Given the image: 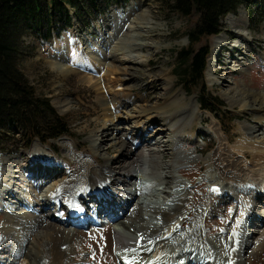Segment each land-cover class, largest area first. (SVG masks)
I'll list each match as a JSON object with an SVG mask.
<instances>
[{
    "label": "rangeland",
    "instance_id": "obj_1",
    "mask_svg": "<svg viewBox=\"0 0 264 264\" xmlns=\"http://www.w3.org/2000/svg\"><path fill=\"white\" fill-rule=\"evenodd\" d=\"M72 15V26L63 29L60 26L55 27L52 36L47 40L27 36L21 61L22 70L30 83L36 87L39 94L48 97L58 113L70 123L72 135L62 136L48 143L36 140L28 145L20 130L14 129L7 138L0 136V158L11 164L24 161L32 148L37 143H42L41 146L62 164L55 169H51L53 166L49 168L50 174L53 175L57 169L52 179L54 182H61L68 174L88 177L83 171L88 162H94L90 165L94 178L102 177L105 159L109 158L114 160L113 169H118L119 172L122 169L127 174L136 176L137 167L128 170L130 161L123 157V137L139 131L134 127L135 122L145 126L153 116L149 121L151 130H146L143 135V139L148 141L152 131L160 127L164 120L183 109L188 111L173 131L180 132L181 129V135L194 133L195 141L186 143V146L180 147L181 150H176L175 153L181 152L180 154L185 156L181 158V155H173L170 152L172 150L168 140L173 134L172 130L156 138L157 142L162 141V147L159 148L161 153L157 155L155 172L150 176L154 181L146 180L150 183L145 181L143 187L137 185L139 180L136 184L135 181L126 183L124 188L117 185V188L133 194L127 199L129 205H118V209H123L122 217L114 220L112 224L107 222L91 231V227H71L70 224L73 225L75 221H68L67 227L76 229L82 238V243L75 245L69 259L74 264H122L121 254L116 251L118 240L114 232L115 223L118 220L133 221L138 218L140 200H135L134 195L143 194L142 198L151 193L156 195L159 193V187L155 186V183L163 187L168 183L167 190L168 187L174 188L175 180H168V177L174 175L184 181V185L188 183L178 189L180 193L184 192L182 201L178 204L181 215L185 218L184 222L181 219L178 221L185 223L182 226L183 232L191 231L186 240L196 237L199 233L202 235L199 255L214 257L215 245L220 244L221 246H218L222 247L227 244L228 246L222 248H234V264H264V243L251 245L259 241L264 233V196L261 197V202H257L256 215L249 223L247 231L256 234L251 237L248 248L240 251L239 247H236L239 240L234 239L233 231H242L243 225H238L237 219L240 217L244 195L222 198L212 192L205 176L208 169L213 170L217 178H220L219 182H231L233 186L236 184L235 187H238L239 182L242 183L241 177L248 174L255 177L254 181L261 188L260 157L255 161L251 151L241 155L234 151H237L235 149L240 144L254 147L251 139L254 135H257L259 140L264 138V129L261 128L264 125V0H253L250 6H239L237 11L222 19L224 29L218 36L204 38L194 45L196 50L203 46L211 49L206 81L213 95L219 96L226 104L220 114L222 118L214 112L202 109L197 93L188 94L180 85L175 73V67L180 61L178 52L190 46L189 33L198 21V14L182 16L162 0H129L123 4H110L105 10L101 8L98 15L88 13L83 21L79 20L74 11ZM147 16L151 20V29L144 31L141 38L144 44L137 47V53L143 56L144 61L139 60L134 65L133 72L137 74V78L131 83L132 90L122 91L121 86L108 92L100 84L101 80L106 78L105 74L94 72L92 65H87L88 58L94 65H98L99 50L104 46L116 44L130 49L127 43L122 44L121 40L116 38L120 33L119 28L136 25L141 18ZM220 36L225 41L213 58L215 44ZM209 69H212V75L208 74ZM86 76L93 77L95 82L89 83ZM113 76L117 75H112L111 80L114 79ZM115 99L126 104L128 110L141 104L146 106L148 111L140 118L129 119L127 122L121 120L115 123L105 120V109L111 106ZM245 102L250 106L243 107ZM251 129L256 133L251 135ZM108 134L109 136H106ZM144 140L137 144L138 148L134 150V154H129L128 158L133 162L135 156L142 151ZM95 149L99 151L96 153ZM172 169L174 171L171 173ZM109 171L111 173V170ZM134 186L140 187L141 191H137ZM87 197V208L90 209V204L96 205L97 200L92 194ZM251 198L249 200L256 203L257 200ZM148 217L145 216V219ZM37 221L36 218H30L27 223L29 231H33ZM3 222L6 225L8 223L6 216L0 213V224ZM49 222L51 225L56 221ZM172 223L167 224V229L171 228L175 221ZM193 230L194 235L191 236ZM192 241L193 239L190 240ZM24 244L26 246L25 242L18 245L19 253H22ZM211 248L213 249L210 250ZM154 253L156 252L149 254V257L154 256Z\"/></svg>",
    "mask_w": 264,
    "mask_h": 264
},
{
    "label": "bare ground",
    "instance_id": "obj_2",
    "mask_svg": "<svg viewBox=\"0 0 264 264\" xmlns=\"http://www.w3.org/2000/svg\"><path fill=\"white\" fill-rule=\"evenodd\" d=\"M150 23L151 20L147 16L146 18H141L136 25L130 24L127 27L122 26L119 28L118 32L120 33L116 38L121 40L122 44L127 43L130 49H124L116 44H112L109 47L104 46L99 50L98 65H94L92 60L88 58L87 65H92L94 72H103L106 76L104 80H101L102 88L107 89L108 92L121 86L123 87L122 91L132 90L133 86L131 83L137 78V74L133 72L135 71L134 65L139 60L144 61L143 56L137 53V47L144 44L141 38L144 31L150 28ZM224 41L225 39L221 36L217 38L215 51L212 55L213 58L216 57V52L221 48ZM208 74L212 75V69H209ZM112 75L117 76H113L114 79L111 80L110 77L112 78ZM120 75H123L122 78L118 77ZM87 77L86 79L89 83L95 82L93 77ZM242 106L250 105L245 102ZM105 110L104 119L115 123L121 120L127 122L129 119H138L148 111L147 107L141 104H137L132 110H128L126 104L120 103L118 99H115L111 106H108ZM187 111V109L180 110L173 114L172 117L164 120L160 127L152 131L148 141L143 139V135L146 130H151L149 121L153 116L148 119L145 126L135 122L134 127L139 130L138 132H132L125 138L123 134H118V136L123 137L121 141L122 150L125 149L123 157L126 158V161H130L129 169L127 167L126 169L131 170L132 167H137L138 174L136 176L127 174L122 169H120V172L118 169H113L114 160L109 158L105 159L106 163L102 177L94 178V172L90 169V165L94 162H88V165L83 167L84 175L87 174L88 177L68 174L61 182H54L52 179L57 169L53 175L52 173L50 174L49 168L53 166L51 169H55L56 167H61L62 164L39 143L32 148L28 158L24 161H16L11 164L0 158V213L6 216V222H8L7 225L4 222L0 224V264H74L69 259V255L73 253L75 245L82 243V238L77 234L76 229L67 227L68 221H75L73 225L70 224L71 227L80 224L83 227H91L90 230L92 231L98 226L100 228L105 224L103 222L105 218H102L101 215V218L97 216V212L102 209L109 210L108 213L111 212L110 214L115 216V218H111L112 223L122 217L123 209H117L118 205H127L128 197L133 194H128L127 190L122 189L125 184L132 181H135L136 184V181L141 179H152L154 181L150 176L155 172L158 161L157 155L161 153L159 148L162 147V141L158 140L157 142L156 138H159L164 132L172 130L173 134L168 140L170 150H172L170 152L178 156L181 155V152L175 153L176 150H181L180 147L186 146L184 145L186 142L195 141L194 133L181 135V129L180 132L173 131L177 123L184 119ZM261 128L264 129V125ZM253 133H256V131L253 132V129H251V135ZM106 136H109V134ZM251 139L254 147L240 144L238 145L239 147H236L235 150L237 151H234V153L241 155V153L245 154L251 151L254 153L255 161H258L256 158L260 157L261 162L259 163L262 165L259 169V176L262 177V181L260 180L261 188L257 186L254 181L255 177L252 175L246 174V176L241 177L242 183L240 184L239 182L238 187H235L236 184L233 186L231 182H219L220 178H217L213 170L208 169L205 174L210 189L213 188V192L218 196L231 198L235 195H244L241 202L243 206L239 211L240 217L237 219L238 225H243L242 231L239 232L235 229L233 231L234 235L231 232L234 239L239 240L236 247H239L240 251L248 248L251 237L253 238L256 234V232L248 233L247 231L249 223L256 215L257 202H261L263 199L261 197L264 196V138L259 140V137L254 135ZM141 140H144L142 151L135 156L133 162L128 158L129 154L135 153L134 150H137V144ZM97 151L99 150L95 149L96 153ZM184 157L181 155V158ZM108 169L111 170V173ZM173 169L175 170L176 168ZM173 169L171 173L174 171ZM169 179L175 180L173 182L175 184L174 188L168 187L167 190L168 183H165V187H163L162 185H156L154 182V185L159 187V193L156 195L151 193L146 196L147 198H142L143 194L134 195L135 200L137 198L140 200L138 218L133 221L118 220L115 223L114 232L118 240L116 251L121 254V263L234 264L235 260L232 257L234 248L231 250L222 248L225 245L228 246L227 244L219 247L218 245L220 244L217 243L214 257H205L199 255L202 248L200 241L203 240L202 235H199L200 233L196 237H191L193 239L192 242H190L191 239L186 240L187 234L191 231L189 233L183 232L182 226L185 223L178 221L181 219L184 222L185 219L181 215L178 204L182 201V193H184H180L178 189L183 187L181 185H184V181L174 175L168 177ZM186 184L188 185L187 182ZM117 185L122 188H117ZM134 187L137 188V191H141L140 187ZM89 194H94V199H98L96 205L90 204L89 206L88 204L90 209L87 208L89 199L87 195ZM250 197H252L251 199H256V203L249 200ZM150 212H152V215H150ZM145 216L149 217L145 219ZM30 218L38 220L33 231H29L27 227ZM54 220L56 222L50 225L49 221L53 222ZM173 221H175L174 225L167 229V224H173ZM192 232L191 236L194 235V230ZM21 242H25L26 246L24 244L22 253H19L18 245ZM259 242L261 244L264 243V233L259 241L253 242L251 245H257ZM152 252L156 253H154V256L149 257Z\"/></svg>",
    "mask_w": 264,
    "mask_h": 264
},
{
    "label": "trees",
    "instance_id": "obj_3",
    "mask_svg": "<svg viewBox=\"0 0 264 264\" xmlns=\"http://www.w3.org/2000/svg\"><path fill=\"white\" fill-rule=\"evenodd\" d=\"M129 0H0V136L8 137L19 129L26 144L35 140L48 143L72 135L70 123L60 115L51 100L38 93L24 74L21 61L25 38L47 40L55 27L72 26L74 11L83 21L85 15H98L110 4ZM175 12L190 17L198 14L189 33L190 46L178 52L175 73L188 93H197L201 108L218 114L225 103L213 95L206 81L211 49L194 45L223 31L222 19L253 0H162ZM252 15V14H251ZM42 144V143H41Z\"/></svg>",
    "mask_w": 264,
    "mask_h": 264
}]
</instances>
